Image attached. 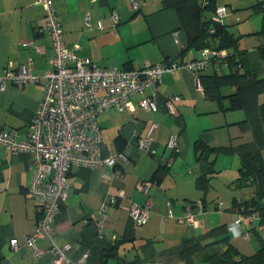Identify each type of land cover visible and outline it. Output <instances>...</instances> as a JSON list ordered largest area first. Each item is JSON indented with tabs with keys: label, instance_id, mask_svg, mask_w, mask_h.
Instances as JSON below:
<instances>
[{
	"label": "crops",
	"instance_id": "crops-1",
	"mask_svg": "<svg viewBox=\"0 0 264 264\" xmlns=\"http://www.w3.org/2000/svg\"><path fill=\"white\" fill-rule=\"evenodd\" d=\"M133 3L138 4L137 9ZM216 5L230 6L222 26L239 36L240 51L256 76L264 77V0H216ZM55 8L68 47L75 48L78 58L100 67L137 70L147 63L172 64L201 57L202 51L190 45L178 13L163 8V0H55ZM114 15L119 20L116 29L112 28ZM88 17L91 26L87 25ZM45 22L44 8L37 0H0V76L6 66L18 67L29 58L36 75L43 76L51 67L53 47ZM217 66L212 63L204 72L213 73ZM43 82L9 85L0 92V132H16V141L28 137L43 96ZM225 88L228 94L235 89ZM149 92L155 93L160 105L155 113L136 107L132 113L112 109L99 115L101 156L123 152L128 159H118L115 166L71 169L68 196L56 215L54 229L50 236L37 240L40 257L26 244L27 236L38 227L41 209L27 193L34 177L30 154L0 148V264H54L51 249L67 243L72 245L66 253L70 264H186L181 258L186 239L239 218L232 200L253 195V188L232 185L239 176V155L217 154L213 168L218 172L209 189L203 191L197 186V178L207 166L199 159L196 141L237 145L251 140V133L241 132L236 124L244 119V112L220 109L216 101L205 97L195 75L184 69L165 73ZM169 96L179 98L175 102L177 115L164 106ZM153 123L157 125L155 141L146 151L139 143ZM119 140L125 143L123 151L118 150ZM225 157H232L230 166H225ZM161 165L167 172L157 183L153 177ZM224 170L229 171V179L225 178L223 185L232 189L226 196L216 184ZM145 181L151 185L142 189ZM120 192L124 196L116 197L110 205L111 196ZM218 201L223 203L221 209L215 206ZM133 203L151 207L146 224L135 223L130 214ZM197 203L205 209L196 222H181L187 208ZM257 226V218L252 222L243 219V236L232 237L231 242L242 253H252L259 246L257 241L250 243L254 237L249 229ZM85 253L88 256L79 263Z\"/></svg>",
	"mask_w": 264,
	"mask_h": 264
},
{
	"label": "built area",
	"instance_id": "built-area-1",
	"mask_svg": "<svg viewBox=\"0 0 264 264\" xmlns=\"http://www.w3.org/2000/svg\"><path fill=\"white\" fill-rule=\"evenodd\" d=\"M37 3L44 8V29L48 31L53 46L51 67L43 76L33 73L31 58L18 67H5L0 76V92L10 84L24 86L27 83H40L41 79L44 82L43 96L32 119L28 137L23 141H16V132H0V145L15 152L30 154V167L34 170V177L27 193L29 198L39 202L44 215L36 231L27 236L26 244L36 257H40L42 252L37 247V240L50 236L54 229L56 215L68 196L67 176L71 169L75 166H115L118 159H128L123 152L112 153L106 158L101 156L102 127L98 121L99 115L112 109L132 113L136 107L155 113L160 105L155 93L149 91L156 88L165 73L184 69L194 74L199 83L197 74L209 66L210 56L219 57L225 53L205 48L200 58L185 62L147 63L144 68L137 70L100 67L89 59L78 58L75 48L68 47L56 12L55 0H37ZM137 6V3H133V8ZM226 14V6H218L214 21L222 22ZM113 20L112 28L116 29L118 16L114 15ZM87 25L91 26L89 17ZM98 27L104 28L101 22ZM178 99V96H169L165 100V108L172 114L177 113L175 102ZM156 128V123H153L139 143V148L151 150ZM149 186L148 181L141 183L142 189ZM123 196V192L119 196H111L110 205L115 203L116 197ZM203 211L204 205L197 203L193 208L188 207L186 214L179 220L193 224ZM150 212L149 205L133 203L130 208V214L137 225L146 224ZM242 220L243 217H240L230 226L235 234L241 233ZM12 244L17 245L14 241ZM71 247L70 243L54 246L51 249L54 264H70L66 253ZM87 256V253L83 254L78 262L81 263Z\"/></svg>",
	"mask_w": 264,
	"mask_h": 264
},
{
	"label": "trees",
	"instance_id": "trees-1",
	"mask_svg": "<svg viewBox=\"0 0 264 264\" xmlns=\"http://www.w3.org/2000/svg\"><path fill=\"white\" fill-rule=\"evenodd\" d=\"M163 8L174 9L178 13L191 46L201 51L205 48L216 52L228 50L224 56H210L209 66L212 63L218 66L213 73L204 72L209 66L200 71L197 74L199 85L205 97L216 101L220 109L242 110L245 117L236 124L241 132L249 131L252 135L251 140L237 145H211L203 139H198L196 148L199 151V159L204 163V167L207 166V170L202 171L197 178V186L203 191L209 189L213 175L218 172L213 168V160L217 154L239 155V176L232 185L245 190L253 188V195L248 198L235 197L232 200V209H235L239 218L243 217L251 222L255 218L258 219V226L249 229L251 237L259 244L258 249L252 253H242L233 245L231 239L233 236H243L244 233L235 234L230 230L234 222L230 225L222 223L199 236L186 239L182 244L181 258L186 264H264V230L258 229H264V77L256 76L248 58L240 51L239 36H235L226 27L222 28L218 37L213 36L212 23L218 8L216 0H163ZM223 66L227 67V70H224ZM227 86L235 89L229 94H223L222 89ZM225 100L227 104L223 105ZM167 111L169 112L168 109ZM118 145V150L123 151L124 141L119 140ZM0 148L11 150L2 145ZM162 168L161 165V170L159 168L160 171L154 175L153 181L158 183L163 179L167 168ZM222 204L218 201L215 206L221 209ZM40 210L39 221L44 215L42 207Z\"/></svg>",
	"mask_w": 264,
	"mask_h": 264
},
{
	"label": "rangeland",
	"instance_id": "rangeland-1",
	"mask_svg": "<svg viewBox=\"0 0 264 264\" xmlns=\"http://www.w3.org/2000/svg\"><path fill=\"white\" fill-rule=\"evenodd\" d=\"M226 8H227V10H229L228 12L230 13V11H231V9H230V6H226ZM247 23H249V22H247ZM245 26V25H244ZM222 91H223V94H228V92L229 91H227V88H223L222 89ZM225 101H227V100H225ZM142 141V139L140 140V142ZM238 141V140H237ZM225 158H227L228 159V161H226L225 163V166H230V160H232L231 158L232 157H225ZM221 167H224V165H222L221 164ZM219 170V169H218ZM221 174V175H220ZM219 175H218V177L220 176V180L216 183L217 184V186H218V190L219 191H221V193H224L225 194V196H226V194H229V192H232V189H230L229 188V186H224L223 184H224V182H225V178H227V179H229V171L228 170H224V171H222L221 173H220ZM223 178V179H222ZM151 185V184H150ZM230 190V191H229ZM237 191H239V190H234L233 192H237ZM221 196L222 197H225V196H223L222 194H221ZM224 199V198H223ZM263 203H264V200H263ZM244 239V238H243ZM245 241H247L248 239H244ZM256 242V240L255 239H252V241H251V239H250V243L251 244H253V243H255ZM12 247L13 248H15L16 247V245H13L12 244ZM259 247V246H258ZM258 247L256 248V250L258 249Z\"/></svg>",
	"mask_w": 264,
	"mask_h": 264
},
{
	"label": "water",
	"instance_id": "water-1",
	"mask_svg": "<svg viewBox=\"0 0 264 264\" xmlns=\"http://www.w3.org/2000/svg\"><path fill=\"white\" fill-rule=\"evenodd\" d=\"M222 23L221 22H216V21H213L212 23V28H213V36H219V33L220 31L222 30Z\"/></svg>",
	"mask_w": 264,
	"mask_h": 264
}]
</instances>
